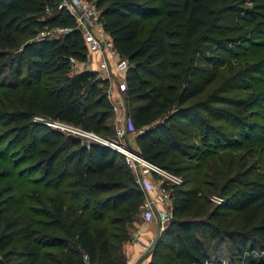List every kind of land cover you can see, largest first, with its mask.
<instances>
[{
  "label": "trees",
  "instance_id": "obj_1",
  "mask_svg": "<svg viewBox=\"0 0 264 264\" xmlns=\"http://www.w3.org/2000/svg\"><path fill=\"white\" fill-rule=\"evenodd\" d=\"M59 1L0 0V64L5 62L9 69L5 85L43 99L41 115L46 120L114 140L106 124L112 106L106 91L100 93L96 74L81 70L69 75V58L84 62L87 47L72 16L57 9ZM89 1L99 10L116 53L128 63L120 92L131 128L143 129L135 138L140 155L182 179L164 184L172 214L149 264H264V181L245 180L243 173L229 166L226 172L215 173L223 198L218 207L210 208L202 181L183 162L187 149L177 131L185 128L191 134L196 126L200 137L203 115L214 118L208 105L211 96L191 102L214 74L191 63L179 75L180 64L163 60L181 17L197 34L206 28L220 0ZM250 3L256 10H241V20L264 45V0ZM29 26L70 31L20 47L16 34ZM10 52L17 54L11 66ZM46 80H53L54 86L43 85ZM87 101L101 110L88 115ZM231 115L239 119L243 113L235 109ZM6 117L24 144L29 115ZM42 139L31 158L32 189L25 196L17 190L0 193V255L5 264L13 256L18 264H124L123 245L144 198L133 173L109 146L73 140L68 148L53 130ZM200 140L211 141L205 136Z\"/></svg>",
  "mask_w": 264,
  "mask_h": 264
},
{
  "label": "rangeland",
  "instance_id": "obj_2",
  "mask_svg": "<svg viewBox=\"0 0 264 264\" xmlns=\"http://www.w3.org/2000/svg\"><path fill=\"white\" fill-rule=\"evenodd\" d=\"M251 9L256 10L252 8L250 0H220L213 6V15L206 28L197 34L189 31L188 23L182 16L180 24L171 31L173 40L167 45L163 59L165 63L180 64L177 70L179 75L182 74V69L187 64L191 66V63L194 67L206 69L214 74L212 82L206 85L204 92L191 101H201L211 96L213 102L208 105L213 108L214 118L203 115V124L199 123L200 137L194 132L196 126L191 134L187 133L185 128L177 131L178 139L184 142L187 149L183 162L191 166L194 171L192 174L202 181L203 195L210 208L218 207L223 198V191L215 184L218 183L215 173L222 174L232 166L238 173H243L245 180L264 181V45L257 32L245 25L240 15L241 10ZM40 31L34 26H29L16 34V41L22 47L33 41ZM16 56L15 52H10V66ZM4 63L0 64V171L5 174L0 173V193L17 190L18 195L25 196L32 189L28 182L33 177L31 158L41 145L42 137L51 130L60 135L68 148L73 147V140L80 144L103 142L118 152L130 169L126 162L131 158L128 150L136 149L135 138L143 129L131 128L121 92L116 99L119 103L117 114L113 108L114 102H108L112 106V114L106 124L112 129L114 140L105 136L88 137L62 130L56 127L52 120L43 118V99L35 100L31 92H16L13 87H6L9 69L4 67ZM13 70L10 68V81H14L11 75ZM81 70H86L81 64L72 65L69 75ZM25 76L23 72L21 77ZM96 76H99L98 73ZM52 81L46 80L42 84L54 86ZM96 81L101 94H104L110 85H114L113 81H101L99 78ZM87 104L91 107L88 115L101 110L92 102L87 101ZM235 109L242 111V118L237 119L231 115ZM7 115H29L31 122L24 144L18 142L19 134ZM117 125L126 130V136L122 139L115 135ZM201 136L208 137L211 141L206 144L200 140ZM116 141L119 143L116 144ZM131 172L136 179V172ZM176 177L177 182L182 181L181 177ZM153 183L155 192H159L162 187L166 188L164 184L171 186L176 182H165L156 178ZM18 262L20 261L17 257H11L10 264Z\"/></svg>",
  "mask_w": 264,
  "mask_h": 264
},
{
  "label": "built area",
  "instance_id": "obj_3",
  "mask_svg": "<svg viewBox=\"0 0 264 264\" xmlns=\"http://www.w3.org/2000/svg\"><path fill=\"white\" fill-rule=\"evenodd\" d=\"M57 9L65 10L72 16L75 29L81 33L83 42L87 47L86 60L82 63H78L74 58L70 57V65L81 64L87 71L95 74L98 73L99 76H96V80L99 78L101 81H113L114 85H110L107 88L106 95L108 101L114 102L113 108L117 114L119 103L116 99L125 85L124 78L128 63L116 53L112 39L104 28L99 10L96 8L95 4L89 0H60L57 4ZM45 12L49 14L50 9L46 7ZM69 31V29L62 27L44 29L36 35L33 41L61 38ZM51 122H54L55 126L62 130L65 129L72 133L95 138L94 133L92 134V132L85 131L80 127L60 121L52 120ZM115 135L118 139L125 137V128L117 125L115 127ZM97 143L108 146L100 141ZM115 143L118 144L119 142L117 143L116 141ZM128 152L131 158L127 159L126 162L130 169L136 172V181L144 195L141 207L143 211L142 221L144 223L156 221L162 231L169 222L172 214L170 193L169 190L164 187H162L159 192H155L153 180L159 178L165 182H176L175 184L181 181L177 182L178 179L176 176L168 174L161 167L153 165L145 160L140 155L137 147L136 149L129 148Z\"/></svg>",
  "mask_w": 264,
  "mask_h": 264
},
{
  "label": "crops",
  "instance_id": "obj_4",
  "mask_svg": "<svg viewBox=\"0 0 264 264\" xmlns=\"http://www.w3.org/2000/svg\"><path fill=\"white\" fill-rule=\"evenodd\" d=\"M142 213L140 208L129 226L130 238L123 245L124 264H149L154 247L166 229L161 231L156 221L144 223Z\"/></svg>",
  "mask_w": 264,
  "mask_h": 264
},
{
  "label": "water",
  "instance_id": "obj_5",
  "mask_svg": "<svg viewBox=\"0 0 264 264\" xmlns=\"http://www.w3.org/2000/svg\"><path fill=\"white\" fill-rule=\"evenodd\" d=\"M0 264H5V262H4V260H3L1 255H0Z\"/></svg>",
  "mask_w": 264,
  "mask_h": 264
}]
</instances>
